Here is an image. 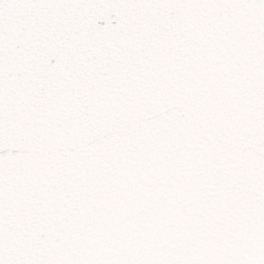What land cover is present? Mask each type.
Listing matches in <instances>:
<instances>
[{
    "label": "snow or ice",
    "instance_id": "6c2138e0",
    "mask_svg": "<svg viewBox=\"0 0 264 264\" xmlns=\"http://www.w3.org/2000/svg\"><path fill=\"white\" fill-rule=\"evenodd\" d=\"M0 264H264V0H0Z\"/></svg>",
    "mask_w": 264,
    "mask_h": 264
}]
</instances>
